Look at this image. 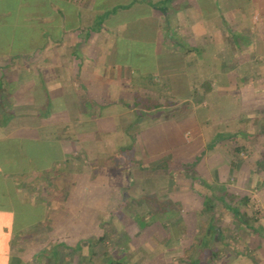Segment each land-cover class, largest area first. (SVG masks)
Here are the masks:
<instances>
[{
	"label": "crops",
	"instance_id": "obj_1",
	"mask_svg": "<svg viewBox=\"0 0 264 264\" xmlns=\"http://www.w3.org/2000/svg\"><path fill=\"white\" fill-rule=\"evenodd\" d=\"M197 3L0 0V264L100 263L115 159L179 151L247 40Z\"/></svg>",
	"mask_w": 264,
	"mask_h": 264
},
{
	"label": "rangeland",
	"instance_id": "obj_2",
	"mask_svg": "<svg viewBox=\"0 0 264 264\" xmlns=\"http://www.w3.org/2000/svg\"><path fill=\"white\" fill-rule=\"evenodd\" d=\"M197 4L212 19H227L228 35L236 17L247 40L240 50L228 43L224 63L230 72L221 81L225 87L194 105L198 128L186 133L179 151L161 152L145 162L133 151L115 159L108 176L120 189L110 205L116 211L99 232V264L108 263L101 258L111 250L126 255L123 264H264V0ZM223 189L259 232L237 221L222 199H215L214 235L206 236L204 197H223ZM85 197V205L95 202L89 194ZM74 230L68 233H79Z\"/></svg>",
	"mask_w": 264,
	"mask_h": 264
},
{
	"label": "trees",
	"instance_id": "obj_3",
	"mask_svg": "<svg viewBox=\"0 0 264 264\" xmlns=\"http://www.w3.org/2000/svg\"><path fill=\"white\" fill-rule=\"evenodd\" d=\"M220 137H222V136L219 135L218 138H220ZM222 191H223V197H217L215 195H213V196L209 195V196L204 197L203 213H208L207 215L209 217V222H208L209 224H208L206 236H208V235L213 236L214 235V230H213L212 226H213V218L215 216V214H214L215 199H222L225 207L230 212H232L233 216L235 217V219H237V221L247 225V227L251 228L254 232H259L258 228H255L253 225L250 224V221L247 219V216L243 212H241L239 208L235 207L232 204V201L234 198L233 195L229 191H227L226 189H223ZM204 237H205V235H204ZM205 240H204V243L206 242ZM199 258L202 259V254L200 255Z\"/></svg>",
	"mask_w": 264,
	"mask_h": 264
}]
</instances>
